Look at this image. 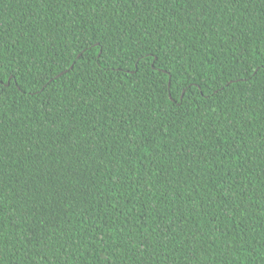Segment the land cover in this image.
Returning <instances> with one entry per match:
<instances>
[{"label": "trees", "instance_id": "1", "mask_svg": "<svg viewBox=\"0 0 264 264\" xmlns=\"http://www.w3.org/2000/svg\"><path fill=\"white\" fill-rule=\"evenodd\" d=\"M0 264H264V0H0Z\"/></svg>", "mask_w": 264, "mask_h": 264}]
</instances>
